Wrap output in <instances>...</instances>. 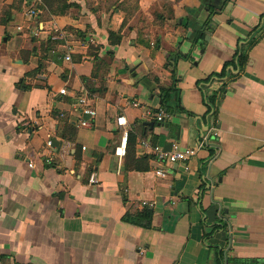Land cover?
Wrapping results in <instances>:
<instances>
[{"label":"crops","instance_id":"crops-1","mask_svg":"<svg viewBox=\"0 0 264 264\" xmlns=\"http://www.w3.org/2000/svg\"><path fill=\"white\" fill-rule=\"evenodd\" d=\"M222 3L0 0V264H264V0ZM142 140L197 151L186 170ZM145 207L148 228L124 219Z\"/></svg>","mask_w":264,"mask_h":264},{"label":"built area","instance_id":"built-area-1","mask_svg":"<svg viewBox=\"0 0 264 264\" xmlns=\"http://www.w3.org/2000/svg\"><path fill=\"white\" fill-rule=\"evenodd\" d=\"M44 1L45 0H25L27 7H28L27 15L30 18L35 17L38 13L39 5H42ZM31 32L33 35L36 36L41 32V29H39L36 25L33 29H31ZM55 38L62 39L63 36L59 35V36H56ZM64 58L68 61L71 59L69 54H66ZM59 93L67 94V91L65 88H61L59 90ZM71 107L75 111L78 112L77 120H76L78 126L90 128L97 115V112L95 108L89 103L87 96L80 95V96L74 97L71 103ZM162 119H163V113L160 112L157 114V120H162ZM116 123L118 126L122 127L120 143L116 147V150H115L116 155L119 158H121L125 156L126 154V146L128 142L129 129L127 128V123L123 116L117 117ZM215 134H217V132H215ZM140 144L143 148L152 150V152L155 154L156 158L159 161L167 162L169 164L180 163L184 165V168L186 170L189 169L188 163L193 158V156H195L196 151H197L196 147L195 148H188V147L182 148L177 143H173L170 149H164L162 147H159L158 145H151L149 141L147 140H142ZM46 145L47 146L51 145V139L47 140ZM28 165L30 167L32 166L31 163H29ZM157 173L159 175H163L164 171L158 169ZM88 182L90 184L98 182L97 171L95 169L91 171L89 178H88Z\"/></svg>","mask_w":264,"mask_h":264},{"label":"trees","instance_id":"trees-1","mask_svg":"<svg viewBox=\"0 0 264 264\" xmlns=\"http://www.w3.org/2000/svg\"><path fill=\"white\" fill-rule=\"evenodd\" d=\"M230 0H223V3L222 5L217 9V8H214L212 5L208 4L207 5V8L209 9V12H210V15L211 14H214L218 11H220L224 5L229 2ZM261 28L258 27V28H255L253 29V31L251 32V37L249 39V42L246 43V45H241V47L239 48V50L237 51V54H236V60H237V64L239 65H242V64H245L246 61H247V58H248V50L249 48L257 41V33H260L261 32ZM113 36H118L117 33H114L112 31L109 32V39H111L112 41V37ZM228 66V63L225 65L223 71L221 73H219L218 76H224L226 75V67ZM20 89H26L27 86L21 84L19 85ZM173 91H176L174 88H164L162 87L161 88V93H162V103L163 105H166V102L168 101V97L169 95L173 92ZM133 134L132 133H129L128 134V142H127V145L129 142H133L132 140V136ZM151 145H156V144H151ZM127 146H126V153H127ZM153 212L145 207L143 208V210L141 212H138L134 215H125L124 216V219L127 221V222H130V223H133L135 225H139V226H142V227H146L148 228L151 224V219H152V214ZM228 263L229 264H261L260 261H258L257 259H240V258H229L228 259Z\"/></svg>","mask_w":264,"mask_h":264},{"label":"water","instance_id":"water-1","mask_svg":"<svg viewBox=\"0 0 264 264\" xmlns=\"http://www.w3.org/2000/svg\"><path fill=\"white\" fill-rule=\"evenodd\" d=\"M145 124H147V125H150V126L152 125V123H151V122H146Z\"/></svg>","mask_w":264,"mask_h":264}]
</instances>
